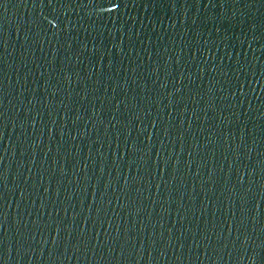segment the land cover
Returning a JSON list of instances; mask_svg holds the SVG:
<instances>
[{"label":"water","instance_id":"1","mask_svg":"<svg viewBox=\"0 0 264 264\" xmlns=\"http://www.w3.org/2000/svg\"><path fill=\"white\" fill-rule=\"evenodd\" d=\"M0 264H264V0H0Z\"/></svg>","mask_w":264,"mask_h":264}]
</instances>
